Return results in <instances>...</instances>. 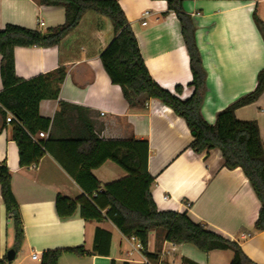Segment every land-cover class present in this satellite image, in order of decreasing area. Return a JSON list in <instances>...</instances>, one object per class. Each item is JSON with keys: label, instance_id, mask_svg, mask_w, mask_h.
<instances>
[{"label": "crops", "instance_id": "0c3cea01", "mask_svg": "<svg viewBox=\"0 0 264 264\" xmlns=\"http://www.w3.org/2000/svg\"><path fill=\"white\" fill-rule=\"evenodd\" d=\"M117 1L152 77L173 92L182 85L181 98L191 96L190 58L180 21L168 10L167 0ZM183 6L196 24L197 45L207 73L202 113L214 123L220 110L254 89L264 68V39L253 18L256 10L264 20V0H183ZM65 20L62 6H43L36 0H0V30L16 24L45 32ZM113 38L111 21L88 11L58 45L15 48L16 73L21 78L66 70L58 98L40 103L41 115L52 120L50 135L57 140L71 134L72 124L64 113L58 115L60 102L65 101L78 107L76 111L90 120L103 140H147L148 170L155 178L151 192L157 207L187 211L195 221L237 241L251 259L264 264V231L255 229L261 203L243 170L224 167L218 149L202 154L192 150L189 145L194 136L186 121L161 101L143 94L136 105L129 104L100 58ZM2 110L0 105V164L5 162L10 171L25 232L22 247L15 250L14 226L0 186V259L6 258V264H41L46 251L79 246L92 251L96 245V251L89 255L64 252L58 264H184L185 259L197 264H230L234 256L231 250L206 253L191 243L173 244L165 231L157 230L149 233L147 250L158 253L159 259L147 263L143 253L133 250L134 236L124 235L106 215L101 220L85 219L78 207L72 216L60 217L57 196L77 199L86 191L58 160L68 158L56 140L50 142L51 152L38 162L21 166L13 124L5 120ZM6 113L8 117L11 112ZM236 116L257 121L264 143V92L257 101L236 109ZM92 172L102 185L128 174L111 160ZM10 250L16 251L11 262L7 257Z\"/></svg>", "mask_w": 264, "mask_h": 264}, {"label": "trees", "instance_id": "16d2710c", "mask_svg": "<svg viewBox=\"0 0 264 264\" xmlns=\"http://www.w3.org/2000/svg\"><path fill=\"white\" fill-rule=\"evenodd\" d=\"M43 6L65 8L64 24L43 32L16 24H7L0 30V76L2 89L0 105L7 119V111L15 116L13 138L18 144L20 165L38 162L47 152H51L53 135L33 140L40 131H49L52 120L40 113V103L45 99H57L66 76L64 68L40 74L30 79L17 75L14 50L18 46L52 47L73 31L88 11L106 16L112 23L114 38L101 54L104 70L114 84H118L130 105L137 103L140 95H147L163 104L183 118L194 139L189 147L198 154L218 149L223 165L228 169L241 168L248 178L261 208L255 222V229L264 231V143L260 128L255 120H241L236 109L258 100L264 92V68L257 76L254 89L239 97L216 115L214 123H209L202 105L206 93L207 73L196 40V24L185 12L183 0H167L168 10L174 11L180 21L192 72L193 93L181 98L182 85L173 92L163 87L150 74L141 53L138 39L117 0H36ZM255 24L264 39V20L257 11L253 13ZM60 112L72 124L68 138L57 139L59 148L68 159H58L86 191L77 199L58 195L56 209L60 217L72 216L78 207L85 219L101 220L106 215L121 232L129 237H137L144 246V255L151 262H157L158 253L147 250L149 233L152 230L165 231L166 239L173 244L191 243L203 252L231 250L234 256L230 264H260L251 259L237 241L209 229L203 222L195 221L187 211L160 210L153 198L151 186L155 178L149 173L150 147L147 140H103L78 107L65 101L60 102ZM53 153V151H52ZM111 160L128 173L124 178L104 185L95 177L93 169ZM0 186L8 217L12 219L15 231L14 249L19 250L25 240V232L19 204L13 194L11 174L5 162L0 164ZM105 212V213H104ZM99 235V230L96 235ZM84 246L71 249H56L44 252L41 264H58L64 252L80 256L93 254ZM6 264V258L0 259ZM169 264V263H161ZM184 264H197L185 259Z\"/></svg>", "mask_w": 264, "mask_h": 264}, {"label": "built area", "instance_id": "2783aa9c", "mask_svg": "<svg viewBox=\"0 0 264 264\" xmlns=\"http://www.w3.org/2000/svg\"><path fill=\"white\" fill-rule=\"evenodd\" d=\"M146 14H149V11H146ZM147 22H143V24L145 25ZM40 24L43 25L44 23L42 21H40ZM15 116L11 113H9L8 117H7V121L10 122L12 120H15ZM48 131H40L37 135L33 136V140L35 142H37L39 139H44V138H47L48 136ZM168 196L165 197V199H167ZM132 239H135L136 240V243L133 247V250L135 251H138V252H141L144 254V246L142 244V242L137 238V237H133ZM133 251H131L129 254H132ZM146 262L149 263L150 261L148 260V258L146 257Z\"/></svg>", "mask_w": 264, "mask_h": 264}, {"label": "water", "instance_id": "95a60500", "mask_svg": "<svg viewBox=\"0 0 264 264\" xmlns=\"http://www.w3.org/2000/svg\"><path fill=\"white\" fill-rule=\"evenodd\" d=\"M194 135V134H193ZM8 260L11 262L16 257V251L10 250L7 254Z\"/></svg>", "mask_w": 264, "mask_h": 264}]
</instances>
